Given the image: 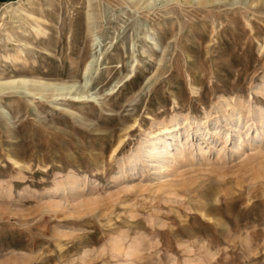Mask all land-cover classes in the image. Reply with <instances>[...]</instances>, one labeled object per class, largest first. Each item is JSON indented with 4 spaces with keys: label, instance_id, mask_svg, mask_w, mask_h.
<instances>
[{
    "label": "rangeland",
    "instance_id": "obj_1",
    "mask_svg": "<svg viewBox=\"0 0 264 264\" xmlns=\"http://www.w3.org/2000/svg\"><path fill=\"white\" fill-rule=\"evenodd\" d=\"M21 78L0 264H264V0H0Z\"/></svg>",
    "mask_w": 264,
    "mask_h": 264
},
{
    "label": "bare ground",
    "instance_id": "obj_2",
    "mask_svg": "<svg viewBox=\"0 0 264 264\" xmlns=\"http://www.w3.org/2000/svg\"><path fill=\"white\" fill-rule=\"evenodd\" d=\"M185 1H192V0H185ZM211 2L212 0H196L197 3H206V2ZM92 63H88L85 69V73H88L90 70ZM49 83V82H48ZM45 84L42 82H36V81H29L28 79H7V80H0V91L5 90V89H12V88H21L24 90L29 91L30 89H54L55 91L61 92L64 88L62 86H58L55 84ZM20 90V89H19ZM35 90V91H36ZM44 95V94H43Z\"/></svg>",
    "mask_w": 264,
    "mask_h": 264
}]
</instances>
